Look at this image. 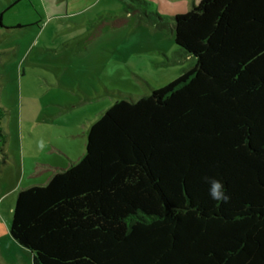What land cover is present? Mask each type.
Wrapping results in <instances>:
<instances>
[{"label":"trees","instance_id":"trees-1","mask_svg":"<svg viewBox=\"0 0 264 264\" xmlns=\"http://www.w3.org/2000/svg\"><path fill=\"white\" fill-rule=\"evenodd\" d=\"M124 14L170 24L193 65L114 101L78 160L20 188L11 237L32 264H264V0L193 1L174 15L128 0ZM204 176L223 181L227 203Z\"/></svg>","mask_w":264,"mask_h":264},{"label":"rangeland","instance_id":"rangeland-1","mask_svg":"<svg viewBox=\"0 0 264 264\" xmlns=\"http://www.w3.org/2000/svg\"><path fill=\"white\" fill-rule=\"evenodd\" d=\"M167 15L193 0H146ZM128 0H0V264H32L9 233L17 191L45 183L86 151L89 125L114 101L137 100L194 58L170 24L124 14ZM122 19V20H121ZM123 21V22H120ZM20 24L24 27L6 29ZM28 25V26H26Z\"/></svg>","mask_w":264,"mask_h":264},{"label":"clouds","instance_id":"clouds-1","mask_svg":"<svg viewBox=\"0 0 264 264\" xmlns=\"http://www.w3.org/2000/svg\"><path fill=\"white\" fill-rule=\"evenodd\" d=\"M202 179L208 185V194L213 201L227 203L230 200L221 179L212 176H204Z\"/></svg>","mask_w":264,"mask_h":264},{"label":"crops","instance_id":"crops-1","mask_svg":"<svg viewBox=\"0 0 264 264\" xmlns=\"http://www.w3.org/2000/svg\"><path fill=\"white\" fill-rule=\"evenodd\" d=\"M193 1L196 2V1H199V0H193ZM178 13H182V12H178ZM174 14H177V13H174ZM174 14L167 13V15H174ZM43 166H46L47 167V166H50V165H49V163H45V164H43Z\"/></svg>","mask_w":264,"mask_h":264}]
</instances>
